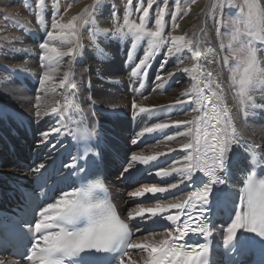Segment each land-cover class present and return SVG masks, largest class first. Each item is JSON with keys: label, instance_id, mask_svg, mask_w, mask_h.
Returning a JSON list of instances; mask_svg holds the SVG:
<instances>
[{"label": "snow or ice", "instance_id": "6c2138e0", "mask_svg": "<svg viewBox=\"0 0 264 264\" xmlns=\"http://www.w3.org/2000/svg\"><path fill=\"white\" fill-rule=\"evenodd\" d=\"M195 3V0H191ZM175 10L171 11L172 27L178 28L177 17L182 11L181 0H174ZM156 5L155 30L146 27L149 21V10ZM140 0L135 6V12L140 13L139 23L130 20L133 9V0H127V8L124 11V23L105 36H118L124 38L132 36L135 41L148 39V47L145 54L131 69V78L139 81L140 88L144 87L145 79L151 68V61L156 52L167 47L165 59L161 61L155 82L160 87V82L169 80L176 72H168L162 75L165 65L173 56L177 57L176 71H182L192 80L190 88L181 95L186 99H177L169 108H181L190 106L194 113L191 120H177L171 124L156 123L151 127H144L137 133L132 144L145 135L162 132L170 127L183 126L186 131L169 135L167 140H175L177 136H189L191 140L179 145L186 154L180 160H175L167 168H159L148 175L166 180L177 176L175 183H167L166 186H152L130 193V197L155 198L157 193H167L178 189L181 185L193 187L182 197L165 204L157 203L154 207H138L129 212L127 220L121 219L116 208L107 198H99L95 190H104L105 186L99 180L89 183H81L79 187H73L63 191L53 202L47 203L37 213L34 225L29 231L33 234L31 246L26 249L23 258L27 264H135L129 256L130 249L144 253V264H210V237L213 232L208 227L210 217L218 216L223 210L230 223L223 229V246L225 249L239 250L243 243V236L238 233H251L264 244V178H259L255 170L242 172L243 187L239 191V202L233 203L234 193L229 179V154L234 149L243 148L245 153H250L256 163L264 162V155L259 150L260 144L242 143L237 125V116L245 118L253 114L255 109H264V104L256 103L254 98L258 89H264V60L260 51L264 49V0H243L237 5L235 0H217L212 6V18L215 23L217 37H221V27L227 26L229 39L227 44L219 45V52L212 51L211 59H202L199 50L200 39L187 38L185 35H163L165 29L166 10L169 0ZM96 2L86 6L77 15H73L66 22L59 15V5H53L51 30L46 32V39L39 44V60L42 74L39 75V92L48 95L57 88L62 90H75L77 81L72 71V61L81 54L83 45L80 43L79 31L87 23H95ZM71 7V5H69ZM225 7H237L238 13L234 18L225 22L223 13ZM45 8V0H36L37 22L43 26L41 11ZM219 10L220 15H217ZM67 11V9H65ZM191 11L189 5L183 9L187 15ZM115 14V12H114ZM126 29V31H125ZM31 31V29H25ZM103 30L97 29L92 38ZM56 41L60 43L57 44ZM67 45V47H64ZM259 45V47H258ZM185 51L191 53L196 61L191 68H181L184 61L181 54ZM226 53V54H225ZM68 57V70L63 72V77L57 83L56 74L63 58ZM129 63L132 62V53L129 51ZM212 66H215L213 68ZM23 67V66H21ZM228 69L226 84L221 81V70ZM225 87L231 89L238 100V113L234 114L225 101ZM155 90V89H154ZM139 91V89H134ZM42 97L36 96L35 116L39 119L44 115L58 117L56 125L46 131H42L36 144L39 149L49 145L51 149L56 144H50L51 136L77 137L91 136L79 126L69 127L65 123V114L72 110L79 112V104L75 95L65 97L64 102L55 101L54 105L42 104ZM116 106L113 105V109ZM131 108L133 118L156 114L160 109L155 106L148 107L138 104L133 99ZM80 122L73 120V125ZM87 148V146H85ZM169 151H173L169 149ZM84 156L94 158L99 155L96 152L85 151ZM165 153L154 155H141L132 153L123 157L120 162L123 167L122 176L135 181L144 175L147 166H151ZM81 158V153L73 158V162L64 165L68 169H76V172L85 173L79 177L81 181L87 179V169L78 167L76 161ZM119 158V157H118ZM126 165V166H125ZM45 163H39L31 169L34 177L41 180L44 177ZM234 212V215L232 213ZM137 221L143 227L136 232L149 231L151 226L167 222L170 229L157 236L144 239H133L135 235L129 227V223ZM190 234L203 237L206 243L190 245L185 238ZM92 253L111 254L106 260L91 255ZM87 254V258H85ZM227 255V253H226ZM231 261V258H229ZM234 264V262H233Z\"/></svg>", "mask_w": 264, "mask_h": 264}, {"label": "bare ground", "instance_id": "6f19581e", "mask_svg": "<svg viewBox=\"0 0 264 264\" xmlns=\"http://www.w3.org/2000/svg\"><path fill=\"white\" fill-rule=\"evenodd\" d=\"M21 1H25L27 3L28 2L35 3V0H0V3L10 2L11 4H13ZM205 1L206 0H203V2ZM102 2L100 3V7L97 5L99 7L98 13L100 17L97 16L95 18L96 20L94 24L96 29L102 30L103 28L104 30L108 31L109 27L106 28L108 22L106 16H108L114 8L111 7L110 9H108L109 6H106L105 2L102 4ZM45 3H47V0H45ZM59 4L60 3H58V5ZM199 6L197 9L196 8H194V10L192 9L193 12L190 14L188 19H185L183 21V23L181 24V28L179 27L182 32H185L187 30L191 33L192 25H194L196 22L195 21L196 20L195 18L197 17L196 13L198 11L200 12ZM46 7L48 6H45L44 10L42 11L47 12L48 13L47 17H49L51 14L50 12L52 10ZM27 8L31 9L32 7L29 6ZM134 14L136 13L134 12ZM71 16L72 15L70 13L66 18H64V20L67 21L68 19L71 18ZM47 21L48 19L47 20L45 19L44 22L46 30H41L40 27L30 26L29 29H31V31L25 33L26 30L22 29L23 31L21 32V34L16 38H13V41L15 42L11 44L10 50L8 52L5 51L6 53L4 54L3 61L0 62V101L2 100L7 105L4 112L0 114V131H1L0 132V162L2 163L0 164V169H2V165L5 164L6 167H3L4 170L9 174L16 176H23L27 174L26 166L24 163L26 161H29V159H31V150H32L31 147L33 142L31 139H26L25 142H22L16 139L15 137L12 138L11 129L8 128L6 121L10 122L11 127H14L16 130H19V125L20 122H22V118H33L31 120L32 129L33 130L36 129L37 132L41 133L42 131H46L49 128L55 126L56 121L58 120V117L54 118L49 115H44L42 118L38 119L35 116V111H36L35 104H36L37 95L31 94L35 92V90L39 87L38 78L39 75L42 74V68L39 65L40 63L39 44L40 42H43L46 39V32L48 30H51L49 29L50 24L48 25ZM199 21H200V26L196 32V37L194 38V36L193 37L190 36L189 33L188 34L189 37L187 38L200 39L201 45L199 50L202 53V59H211L212 51H215L217 53L219 52V45L221 41L219 37H217L214 27L209 24L210 22L208 21L205 13L201 14V18H199ZM25 23L26 22H24V24ZM104 30L99 32V36L97 35L95 37V39L92 41L93 43H90L89 40L86 39L83 35L81 36L80 43L83 45L81 54L72 61V65H71L72 71L75 73L74 78L77 81L76 90L80 96L81 104L88 115L89 123L93 126L96 120H98L99 116L105 114L106 112H110L117 109H128L131 107L133 99H135L140 94L141 91L139 81H135L131 78L130 75L131 69L132 67L135 66V63H138L140 58L144 56L145 51L148 47L147 38L134 42V38L132 36H126L124 38H120L118 36H111V35L105 36ZM56 43L59 44L60 42L56 41ZM64 47H67V45H65ZM130 50L132 53L131 63L128 62ZM166 52H167V47H162L161 55H157V56L155 55L154 59L157 58L160 59L157 60L156 65L154 66L151 65V68L149 69L148 75L144 82V88L146 89L147 95H154L156 98L146 97L145 100L143 101V106L158 107L159 104H161L162 105V108L160 109L161 113H168L169 107L167 106L174 104L177 99H186V97H183L181 93H183L185 90L190 88L193 83L190 76H188L182 71H176L177 57L173 56L171 59L168 60L167 64L165 65L162 75L166 76L168 72L175 71L176 72L175 76L169 80L161 81L160 87L159 88L156 87V82H155L156 74L158 69H160L161 61L165 59ZM262 52L264 53V49ZM156 53H158V51ZM27 57L28 60L26 59L24 60V58ZM180 58L183 59L184 61L183 64L179 65V67L181 68L184 67L191 68L192 65L196 63L191 53L187 51L182 53ZM68 59H69L68 57H65L60 62L59 65L60 70L56 74L57 83L60 79H62L63 72L68 70L69 67ZM212 67L215 68V66ZM227 79H228V69L223 68L221 70V81L226 84ZM134 89H139V91H134ZM70 90L71 89L62 90L57 88L55 92H49L48 95H45L43 92H40L38 95L42 97V101H41L42 104L54 105L55 101L57 100L63 103L65 97L68 96ZM140 95H144V94H140ZM254 98L256 100V103L264 104V89H258L257 92L255 93ZM225 101L234 114L238 113V100L235 98L233 91L228 87H225ZM113 105L116 106L115 109H113ZM177 114L179 115L177 117V120H191L194 115V113L191 112L190 107L185 109H179ZM143 117L147 120L146 127H151L154 124H156L151 119V117L148 116H143ZM68 122L69 119L67 113L65 114V123L67 124ZM235 123L237 125V130L240 134H242L244 137L249 139L253 144L261 145V149L259 150V152L261 155H264V109L253 110V114L247 118L243 116H237ZM166 130L167 129L163 130L162 132L145 135L144 136L145 139H149V140L154 139L156 140V143L154 144L149 143L148 145L144 146L141 150L136 151L134 153L141 155H154L157 152L162 153L168 151L169 149L179 147L180 144L187 143L191 140V137L189 136H177L175 140H171V141L166 139V137L169 135H173V136L176 135L177 131L179 132L186 131V129L183 126H180L179 128L175 127L173 131L168 135H166L167 134ZM3 135L6 136V138H8L12 142V145L14 146L13 149L8 148L6 140L4 139ZM56 138L57 140H59V139H63L64 137L57 136ZM34 139L38 141L40 138H34ZM168 146L171 147L165 148ZM125 148L126 146L124 145L121 148H117V149L120 152H124ZM177 153L178 154L171 160V164L175 160L182 159V157L186 154V153H181V150H178ZM170 157H172L171 154H168V156H166L165 158L168 159ZM5 160H8V162L6 163ZM229 160L231 161V153L229 154ZM117 163L118 161L116 160L115 163H111V165H115V164L117 165ZM107 171H108V164H107ZM229 173L230 175H229L228 183L230 185L236 186V184L234 183L231 163L229 164ZM177 179H178L177 176H175V181H172V179L170 178H166V180L161 181V179L159 178V181L155 183L140 184L133 190L129 191L128 195L124 198V200H123V194L125 191H127V186L129 185V183H126L124 179L121 187H119L116 183V180L114 179V174L110 171L107 181L108 183H110L109 187L118 195L117 201L119 203L124 204V201L127 202L129 200H132L129 197V194L132 192L143 190L144 188L152 187V186H158V187L166 186L167 183H175ZM192 190H194L193 187H189L187 185H181L178 189H173L170 192L157 193L160 194V198L158 199V201L149 202V203L140 202L141 200H144L146 198H135L134 200H136L137 202L134 203L132 206H130L129 210L132 212L141 206L154 207L157 203L165 204L169 201L174 200L176 197H182L186 195L189 191ZM175 192H179V193H175ZM167 195H169L168 199L165 198V196ZM162 197L165 199H161ZM131 202H133V200ZM165 223H160L157 224L156 226L165 225ZM167 230H168V226H166L164 230L155 231V232L164 233ZM152 236H157V238H159V236L156 233L149 232V233L139 234L134 239L151 238ZM144 255L145 254L141 252L129 251V256L133 261H135V264H140L143 261L142 257ZM5 256L7 255L5 254ZM126 264H127V258H126Z\"/></svg>", "mask_w": 264, "mask_h": 264}, {"label": "rangeland", "instance_id": "374dc122", "mask_svg": "<svg viewBox=\"0 0 264 264\" xmlns=\"http://www.w3.org/2000/svg\"><path fill=\"white\" fill-rule=\"evenodd\" d=\"M103 1V2H102ZM147 0H144V4L147 5ZM50 2V3H49ZM53 2V3H52ZM64 2V3H63ZM94 0H47V3H45V6H48L46 8H49L51 9L52 11L50 12V16H48V13L47 12H44L42 11V14H41V18L44 20L45 22V19L48 23V25L50 26L49 29H51V20H52V15H53V5L54 4H59V15L60 16H63L64 18H66L70 13L71 15H77L79 12H81L86 6H90V5H93L94 3ZM96 2V5H98L100 7V3L102 2V4L105 2L106 6H109L108 9H110L111 7H113L114 9L112 10V12H110V14L108 16H106L107 18V25H106V28H108V31L107 30H104L102 28V30H104V32L106 31L107 33H111L112 31L115 30L116 27L120 26V25H123L124 23V11L125 9L127 8V0H95ZM109 2V3H108ZM138 2H140V0H133V11H132V14L130 16V20L131 21H135L136 23H139V15L140 13H136L135 12V4H137ZM146 2V3H145ZM160 2V5L163 6L162 4V0H159ZM29 3V4H28ZM25 2V1H21V2H16V3H13L11 4L10 2L8 3H0V62L3 61V58H4V54L6 52H8L10 50V47H11V44H13L15 41H13V38H16L17 36H19L21 34V32L23 31L22 29H29L30 26H34V27H40L41 30H46V27L45 25L41 26L38 22H37V15L36 14V9H35V5H36V0H35V3H30V2ZM217 3V0H206L205 2H203V0H195V3H192L191 0H181V8H182V11L180 13V16L177 17V20H176V23L179 24V27L181 28V24L183 23V21L185 19H188V17L190 16V14L193 12L194 8H198L199 6V10L200 12L198 11L196 13V22L194 25H192V31L191 33L189 31H185V32H182L181 29L178 27V28H173L172 27V19H171V11L175 10V3H174V0H169V6H168V11L166 10V15L164 17V20H165V29H164V33L163 35L165 37L168 36V33H171L172 31V35H186V37H189V33H190V36H194V38L196 37V32L197 30L199 29V26H200V21H199V18H201V14L205 13L206 14V17L208 19V21L210 22L209 24L212 25L215 29V23H214V19L212 18V12H213V8L212 6L214 4ZM235 3L237 5H240L243 3V0H235ZM47 4V5H46ZM118 4V5H117ZM208 4V5H207ZM210 4V5H209ZM65 5V7H64ZM69 5H71V7H69ZM145 5V6H146ZM191 6V11L188 12V16L184 15L183 14V9H187L188 6ZM31 6L32 8L31 9H28L27 7ZM79 6V8H78ZM81 6V7H80ZM96 6L95 8V16H94V19L98 16L100 17L99 13H98V10H99V7ZM115 6V7H114ZM125 6V7H124ZM64 7V9H63ZM118 8V9H117ZM28 9V10H27ZM65 9H67V11H65ZM78 9V11H77ZM121 9V10H120ZM172 9V10H171ZM193 9V10H192ZM18 10V11H17ZM116 10V11H115ZM154 10V11H153ZM25 11V12H24ZM27 11V12H26ZM30 11V12H29ZM73 11V13H72ZM120 11V12H119ZM155 11H156V5L154 6L153 5V8L152 10L150 9L149 10V21L147 22L146 24V27L149 29V30H155ZM170 11V12H169ZM6 12V13H5ZM75 12V13H74ZM115 12V14H114ZM134 12L136 14H134ZM153 12V13H151ZM217 12V15H220L219 13V10H216ZM45 13V14H44ZM113 13V14H111ZM169 13V14H168ZM210 13V14H209ZM238 13V8L236 7H225L224 9V13H223V19L225 22L231 20L232 18H234L236 16V14ZM24 14V15H23ZM152 14V15H150ZM195 14V13H194ZM111 15V16H110ZM209 15V16H208ZM7 16V17H6ZM11 16V17H10ZM22 16V17H21ZM27 16V17H26ZM71 16V17H72ZM183 16V17H181ZM211 16V17H210ZM24 17V18H23ZM47 17V18H46ZM109 17V18H108ZM9 18V19H7ZM11 18V20H10ZM13 18V19H12ZM154 18V19H153ZM181 18V19H180ZM17 21H15V20ZM19 19V20H18ZM33 19V20H32ZM50 19V21H49ZM180 19V20H179ZM13 20V22H12ZM27 20V21H25ZM35 20V21H34ZM96 20V19H95ZM20 21H23V22H20ZM33 21V22H31ZM66 21V20H64ZM168 21V22H167ZM212 21V23H211ZM5 22V23H4ZM18 22V23H16ZM24 22H26L24 24ZM29 24H28V23ZM31 22V24H30ZM170 22V23H169ZM199 22V23H198ZM9 23V24H8ZM15 23V24H14ZM23 23V24H22ZM167 23V24H166ZM21 24V25H20ZM34 24V25H33ZM198 24V25H197ZM214 24V25H213ZM27 25V26H25ZM24 27V28H22ZM28 27V28H27ZM196 29V30H195ZM97 29L95 28V24L94 23H87L85 24L79 31V39H81V36L83 35L86 39L89 40L90 43H93L92 41L94 40L92 38L93 36V33L96 32ZM230 31L229 28H227V26H222L221 27V34H223L221 37H219L220 41L223 42L224 44H227L228 42V39L230 38L229 35L227 34L228 32ZM29 31H26L25 33H28ZM174 32V34H173ZM194 32V33H192ZM82 33V34H81ZM99 36V33L96 34V36ZM95 36V37H96ZM10 40V41H9ZM41 43V42H40ZM259 47V45H258ZM8 48V49H7ZM6 51V52H5ZM263 49L260 51V56H261V59L264 60V53L262 52ZM161 52H162V48H160L158 50V53H156L155 55H161ZM226 54V53H225ZM28 60V57L27 58H24V60ZM160 58H157V59H153L151 61V65L154 66L156 65V62L157 60H159ZM40 65V63H39ZM41 66V65H40ZM39 87L35 90V92L31 93L33 95H38L40 92L38 91ZM140 94H144V95H140ZM140 94L135 98V101L140 104V105H143V101L145 100L146 97H153V98H156L154 95H147V92H146V89L143 87L140 91ZM7 107V105L1 100L0 101V114H2L5 110V108ZM190 107L189 105H185L183 107V109L185 108H188ZM158 109H161L162 108V105L159 104V106L157 107ZM181 109L179 107L177 108H169V112L168 113H161L160 111H158L156 114L152 115L151 116V119L154 121V123H168V124H171L172 122L171 121H175L177 120V117L179 116L177 114L178 110ZM118 110H121V111H125V113H132L133 114V110L132 108H128V109H117V110H113V111H110V112H106L105 114L99 116V120H101L102 122H104L105 126H104V131L106 133H109V134H112L113 133V130H110L109 126L110 125H114V128L115 130H117V132L120 134V138L122 140H125V143H126V136H125V133L126 131H128L129 129V125L127 123L128 120H123V119H126V118H121V117H115V112L118 111ZM143 120H144V127H146V123H147V120L143 117V116H140ZM114 118V119H113ZM31 120V119H30ZM113 124H111V123ZM175 127H170L166 130L167 134H170L173 129ZM140 132V131H139ZM138 132V133H139ZM242 132V131H241ZM36 133H40V132H37V131H34L33 132V136L36 134ZM243 133V132H242ZM244 134V133H243ZM37 137V136H36ZM5 139V138H4ZM18 140L21 141L20 137L17 138ZM6 140V139H5ZM7 141V140H6ZM107 141H110V136L107 137ZM113 141V140H112ZM156 142V140L154 141ZM8 143V142H6ZM115 145H117L118 147L117 148H121L122 146H124V144H120L119 142L116 143L114 142ZM127 144V143H126ZM173 146V145H171ZM171 146H168V147H165V148H170ZM164 148V149H165ZM173 151H165V152H162V153H165L166 155H163L161 156L156 163H158L159 161L160 162H167V161H171L178 153L177 151L178 150H181V153H185L182 149H180V147H176V148H172ZM5 152V150H4ZM168 154H171L172 157L166 159L165 157L168 156ZM116 160H112L110 163H108V171L109 170V167L111 165V163H115ZM5 162L7 163L8 160H5ZM170 166V165H169ZM167 166V167H169ZM3 167H6L5 164L2 165V169H4ZM8 167V166H7ZM165 167V168H167ZM122 171H118L116 174H115V177L114 179L116 180V183L119 187H121L123 181H124V176H122ZM117 175V176H116ZM170 179H172V181H175V175L172 176V177H169ZM175 193H179V192H175ZM128 195V193L125 191L124 194H123V200L124 198ZM161 199H165V198H161ZM132 200H129L127 201L128 203H131ZM124 203H126V201H124ZM166 226H168V230L170 229L171 225L168 224L167 222L165 223ZM154 233H156L157 235L160 233H157L154 231Z\"/></svg>", "mask_w": 264, "mask_h": 264}]
</instances>
